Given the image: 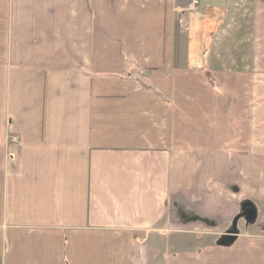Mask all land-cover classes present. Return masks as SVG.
Returning a JSON list of instances; mask_svg holds the SVG:
<instances>
[{
    "label": "crops",
    "instance_id": "0c3cea01",
    "mask_svg": "<svg viewBox=\"0 0 264 264\" xmlns=\"http://www.w3.org/2000/svg\"><path fill=\"white\" fill-rule=\"evenodd\" d=\"M189 1L0 0V264H264V0Z\"/></svg>",
    "mask_w": 264,
    "mask_h": 264
},
{
    "label": "rangeland",
    "instance_id": "374dc122",
    "mask_svg": "<svg viewBox=\"0 0 264 264\" xmlns=\"http://www.w3.org/2000/svg\"><path fill=\"white\" fill-rule=\"evenodd\" d=\"M194 1H198L199 5L196 7V9L194 11H189V12H185L186 9L189 8L190 4H192ZM203 0H190L189 4L184 7L181 8L180 10H177V19H176V24H177V33L179 32V37H186V33L188 32V28H189V23H188V17L190 14H197L199 13V11L204 10L205 14H206V19L207 20H215V24L218 28V33L221 35L222 34V30H223V25H221V21L222 19L226 17V23H228L230 25V27H235L237 26V11L238 9L236 7H229L227 9H224L223 4H219L220 6H211L209 4L207 5H203L202 2ZM223 1V0H220ZM205 4V3H204ZM229 17V19H228ZM183 21L185 23L184 27H181L180 22ZM218 21V23H217ZM234 31L230 30V32ZM217 41V40H216ZM232 47V46H231ZM142 74V73H141ZM9 136H15L18 137L17 135H12L9 134L7 137V140L9 138ZM19 138V137H18ZM8 144H11L8 142Z\"/></svg>",
    "mask_w": 264,
    "mask_h": 264
},
{
    "label": "built area",
    "instance_id": "2783aa9c",
    "mask_svg": "<svg viewBox=\"0 0 264 264\" xmlns=\"http://www.w3.org/2000/svg\"><path fill=\"white\" fill-rule=\"evenodd\" d=\"M198 5H199V2L194 1L192 4H190L189 8L185 10V12L194 11ZM180 24H181V27H184L185 25L183 21H181ZM18 141H19V138L15 136H9L8 138V142L11 144L17 143Z\"/></svg>",
    "mask_w": 264,
    "mask_h": 264
}]
</instances>
